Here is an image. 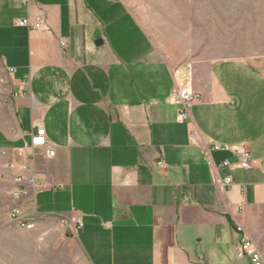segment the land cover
<instances>
[{"label": "crops", "instance_id": "crops-1", "mask_svg": "<svg viewBox=\"0 0 264 264\" xmlns=\"http://www.w3.org/2000/svg\"><path fill=\"white\" fill-rule=\"evenodd\" d=\"M27 17L43 28L15 25ZM251 26L264 43V18ZM161 43L124 0H0V264H248L243 237L264 261V53L203 60ZM214 144L244 148L249 167ZM72 217L75 232L60 223Z\"/></svg>", "mask_w": 264, "mask_h": 264}, {"label": "rangeland", "instance_id": "rangeland-1", "mask_svg": "<svg viewBox=\"0 0 264 264\" xmlns=\"http://www.w3.org/2000/svg\"><path fill=\"white\" fill-rule=\"evenodd\" d=\"M124 1L158 47L163 48L161 42L176 39L178 55L213 60L264 53V43H249L250 39L257 40L255 36L242 35L251 33V25L264 18V0ZM14 238L17 243L18 237ZM8 264H18L17 257Z\"/></svg>", "mask_w": 264, "mask_h": 264}, {"label": "built area", "instance_id": "built-area-1", "mask_svg": "<svg viewBox=\"0 0 264 264\" xmlns=\"http://www.w3.org/2000/svg\"><path fill=\"white\" fill-rule=\"evenodd\" d=\"M25 5H28L29 0H22ZM15 25L19 28H24L29 31H38L43 28V21L39 17H34L33 19L24 18L15 21ZM171 99L174 104L179 105L181 110L179 112V122L182 123L186 116L189 115V107L194 101L195 97L191 92L189 83H185L182 87L175 89L171 95ZM30 136V146L32 148L44 147L46 145L45 133L42 127H36L33 131L29 133ZM190 141L195 142V135H190ZM211 149L213 151L219 152H230L236 157L235 166L238 168L246 169L249 167L250 155L247 150L242 147H230L227 145H212ZM54 153L52 151H47L46 156L48 158L53 157ZM221 167L228 166L227 162H223ZM158 168H163L164 164L162 162L157 163ZM218 187L222 190L228 189L231 186V179L229 177L220 178L216 176L215 180ZM15 185H21L22 180L16 179L14 181ZM21 189L14 190L11 196L14 199H18L22 195ZM10 221L15 223L19 228L25 230H31L33 227H27V219L23 216L18 208H14L9 214ZM61 224L66 225L74 232L81 228L82 223L79 217H72L69 220L60 221ZM240 231V229H238ZM236 255L238 259L245 260L248 264H264L259 252L256 250L254 245L246 238H242L237 246Z\"/></svg>", "mask_w": 264, "mask_h": 264}, {"label": "water", "instance_id": "water-1", "mask_svg": "<svg viewBox=\"0 0 264 264\" xmlns=\"http://www.w3.org/2000/svg\"><path fill=\"white\" fill-rule=\"evenodd\" d=\"M101 44H102L101 41H97V42L95 43L96 46H100Z\"/></svg>", "mask_w": 264, "mask_h": 264}, {"label": "bare ground", "instance_id": "bare-ground-1", "mask_svg": "<svg viewBox=\"0 0 264 264\" xmlns=\"http://www.w3.org/2000/svg\"><path fill=\"white\" fill-rule=\"evenodd\" d=\"M27 227H33L32 224L27 222Z\"/></svg>", "mask_w": 264, "mask_h": 264}]
</instances>
